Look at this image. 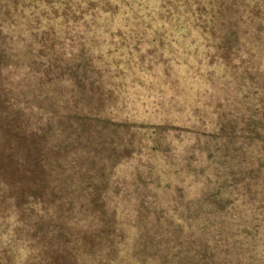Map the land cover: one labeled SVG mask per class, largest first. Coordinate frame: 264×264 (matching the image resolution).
Instances as JSON below:
<instances>
[{"label": "trees", "instance_id": "1", "mask_svg": "<svg viewBox=\"0 0 264 264\" xmlns=\"http://www.w3.org/2000/svg\"><path fill=\"white\" fill-rule=\"evenodd\" d=\"M255 2L0 0V264H264Z\"/></svg>", "mask_w": 264, "mask_h": 264}, {"label": "rangeland", "instance_id": "2", "mask_svg": "<svg viewBox=\"0 0 264 264\" xmlns=\"http://www.w3.org/2000/svg\"><path fill=\"white\" fill-rule=\"evenodd\" d=\"M261 0H256L254 3V7L257 9ZM244 160L247 162V164L244 166L245 168L249 167L250 159L244 154ZM205 166L208 165V162H205ZM17 177L21 179V176L23 175L22 172H16ZM26 174V173H25ZM11 175H6L5 178H7L5 181L9 184V190L7 191L6 195L8 197H12L11 199H2L0 201V230L4 232L3 235H7V233H10L9 235H37L39 234V223L41 216L39 215V208H37L35 211L30 212L28 209H25V206H22L21 203L23 201H31L33 202L31 205H33L35 202V199L37 196L40 198L43 203H48L50 200L48 198H44L41 195V192L39 191L36 193H31L34 187H30L28 189V193L24 196L23 194V186H17L16 183L12 182L10 178H8ZM21 199V200H20ZM20 200V201H19ZM38 203V202H37ZM46 206H50L45 204ZM29 211V213H28ZM31 215L30 218L27 217L28 214ZM6 218V219H5ZM21 219V222H24L22 224L20 222V226L17 228H14V224L18 222V220ZM27 221H31L30 225L27 223ZM17 233V234H14ZM0 241H5L0 237Z\"/></svg>", "mask_w": 264, "mask_h": 264}]
</instances>
